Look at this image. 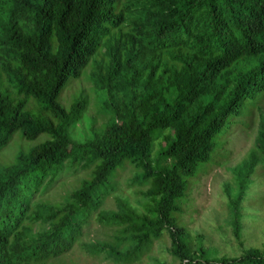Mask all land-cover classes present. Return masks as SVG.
I'll list each match as a JSON object with an SVG mask.
<instances>
[{"label":"trees","instance_id":"obj_1","mask_svg":"<svg viewBox=\"0 0 264 264\" xmlns=\"http://www.w3.org/2000/svg\"><path fill=\"white\" fill-rule=\"evenodd\" d=\"M83 73L89 87L65 109L58 98ZM89 95L112 106L109 121L86 116ZM256 97L264 100V0H0V149L16 132L48 137L0 165V264H63L69 252L135 264L163 234L168 264H264L257 248L209 258L180 224L212 138ZM30 98L36 114L25 110ZM85 119L88 137L76 141L70 132ZM263 162L261 118L233 169L236 193L227 192L237 241ZM126 169L137 206L116 198L103 210ZM68 176L75 187L49 201ZM92 224L100 239L87 236Z\"/></svg>","mask_w":264,"mask_h":264},{"label":"rangeland","instance_id":"obj_2","mask_svg":"<svg viewBox=\"0 0 264 264\" xmlns=\"http://www.w3.org/2000/svg\"><path fill=\"white\" fill-rule=\"evenodd\" d=\"M85 72L88 73V70L86 69ZM84 76L83 73L80 80L66 86L58 98V103L65 109L81 93L79 87H89V84L83 82L87 75ZM3 83L2 81V89H4ZM261 98L247 100L241 105L237 117L235 115L228 117V122L222 130L212 138L215 149L211 163L201 165L195 178L190 180L191 186L183 206L180 224L188 234L191 249L195 250L201 246L206 250V256L209 258L238 256L242 249L247 248L264 250V162L256 168V172L250 179L251 185L246 188L243 203L240 205L239 242L233 236L230 214L227 209V192L233 197L237 190L238 180L233 177V169L252 148L257 124L261 118H264V100ZM91 99L89 95L90 102L86 116L94 115V119H97L96 126L101 121H109V118L113 117L110 113L112 106L106 107L101 100L95 99L94 95ZM104 106L108 112H105L107 109ZM25 110L36 114L38 105L30 98L26 102ZM167 133L168 131H165V134ZM70 134L76 141L88 137L87 119L71 130ZM47 138L46 135H40L34 140H24L21 139L19 132L14 133L10 142L0 149V165L12 164L18 153L27 152ZM128 176L127 169L120 174L116 191L104 200L103 210H114L116 198L126 199L132 207L137 206L132 190L125 186ZM74 185V179L71 176L61 180L48 193L49 201L57 200L59 195L73 189ZM87 236L100 239L102 231L92 224ZM170 260L169 240L163 234L158 241L154 242L150 252L135 264H168ZM61 263L109 264L84 258L77 252L66 254L61 259Z\"/></svg>","mask_w":264,"mask_h":264}]
</instances>
